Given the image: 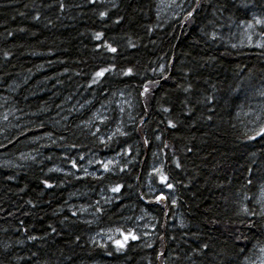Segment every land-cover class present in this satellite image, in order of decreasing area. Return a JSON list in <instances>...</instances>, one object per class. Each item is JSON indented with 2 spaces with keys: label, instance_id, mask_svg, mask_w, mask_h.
<instances>
[{
  "label": "trees",
  "instance_id": "1",
  "mask_svg": "<svg viewBox=\"0 0 264 264\" xmlns=\"http://www.w3.org/2000/svg\"><path fill=\"white\" fill-rule=\"evenodd\" d=\"M156 9L0 0V264L262 263L264 25L261 45L222 40L264 0ZM90 155L118 163L82 174ZM169 184L174 202L150 190ZM143 212L150 235L92 241Z\"/></svg>",
  "mask_w": 264,
  "mask_h": 264
},
{
  "label": "rangeland",
  "instance_id": "2",
  "mask_svg": "<svg viewBox=\"0 0 264 264\" xmlns=\"http://www.w3.org/2000/svg\"><path fill=\"white\" fill-rule=\"evenodd\" d=\"M190 9V0H157V13L158 16L162 19H169L173 17H177L180 14H184L187 10ZM259 21V23L257 22ZM260 25H264V18L257 17L256 19L248 22H240L239 24L231 25L233 28L229 29L222 42H227V44L235 47V46H241L242 44H254V45H261L262 39L260 35L258 34L257 27ZM235 26V27H234ZM238 37V38H237ZM127 98V97H126ZM129 100V102L127 101ZM126 100H123L121 102H116V105H119L121 103L124 106H126V103H131V100L127 98ZM123 108V107H122ZM106 110L104 108H100L92 117L94 120L102 121L100 116L103 115ZM123 113V112H122ZM110 115H104V117H108ZM118 119V118H115ZM92 121V120H91ZM93 122V121H92ZM122 127V122H117L116 125L109 127L107 130L108 135L114 136L113 132L111 134V130H120ZM26 156H21L20 159L25 158ZM90 158L87 159V164H84V168H82L79 172L84 174L85 172L89 171H96L100 172H107L110 169H112L117 163L118 159L115 157H105V158H99L95 155H90ZM152 187V186H151ZM152 194H155L158 197L167 196L170 198L171 201H175V190L172 187H167V185L158 187L154 186L152 189H150ZM112 197V196H111ZM83 214H86V217H91L92 212L88 209L83 210ZM137 231H130L129 234H122L120 231L116 230H108V231H100L97 233H93L91 236L92 241H98L99 243H108L112 242L114 244H117V241H120L124 244L125 237H128L129 239L134 235L135 237L137 234H151L153 231V219L152 215H149L147 212H143L141 216H139L137 220ZM141 230L143 231L142 233ZM118 245V244H117ZM264 251V250H263ZM262 251V252H263ZM263 256V261L261 264H264V252L261 255Z\"/></svg>",
  "mask_w": 264,
  "mask_h": 264
},
{
  "label": "snow or ice",
  "instance_id": "3",
  "mask_svg": "<svg viewBox=\"0 0 264 264\" xmlns=\"http://www.w3.org/2000/svg\"><path fill=\"white\" fill-rule=\"evenodd\" d=\"M189 15H191V13H189ZM257 22L259 23V21H257ZM99 38H100V34L97 35V39H99ZM109 47H110V46H109ZM111 51L115 52L116 49L111 48ZM104 71H107V70H104ZM104 71L97 73V75H98V76H103ZM129 72H131L130 69H129ZM145 91H148V89L145 88ZM258 135H264V129H262L261 133H258ZM253 138H254V137H253ZM161 179H162V181H163V180H166L167 178L162 176ZM49 186H50V185H49ZM168 187H172V185L169 184ZM119 190H120V189H119L118 187L113 189V191H117V192H118ZM131 238H132V239H136V237H135L134 235H133ZM127 239H128V237H125V242L127 241ZM117 244H118V246H120V247H123V246H124V244L121 243L120 241H117Z\"/></svg>",
  "mask_w": 264,
  "mask_h": 264
},
{
  "label": "bare ground",
  "instance_id": "4",
  "mask_svg": "<svg viewBox=\"0 0 264 264\" xmlns=\"http://www.w3.org/2000/svg\"><path fill=\"white\" fill-rule=\"evenodd\" d=\"M83 168H84V167H83ZM81 169H82V168H81ZM81 169H80V170H81ZM80 170H79V171H80Z\"/></svg>",
  "mask_w": 264,
  "mask_h": 264
},
{
  "label": "water",
  "instance_id": "5",
  "mask_svg": "<svg viewBox=\"0 0 264 264\" xmlns=\"http://www.w3.org/2000/svg\"><path fill=\"white\" fill-rule=\"evenodd\" d=\"M162 199H163V197H162Z\"/></svg>",
  "mask_w": 264,
  "mask_h": 264
}]
</instances>
